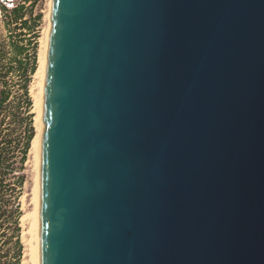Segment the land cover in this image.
Instances as JSON below:
<instances>
[{
    "label": "water",
    "instance_id": "water-1",
    "mask_svg": "<svg viewBox=\"0 0 264 264\" xmlns=\"http://www.w3.org/2000/svg\"><path fill=\"white\" fill-rule=\"evenodd\" d=\"M40 264H264V0H52Z\"/></svg>",
    "mask_w": 264,
    "mask_h": 264
},
{
    "label": "rangeland",
    "instance_id": "rangeland-1",
    "mask_svg": "<svg viewBox=\"0 0 264 264\" xmlns=\"http://www.w3.org/2000/svg\"><path fill=\"white\" fill-rule=\"evenodd\" d=\"M19 9L17 14L4 13L0 22V264H32L35 244V234L29 224L23 226V218L35 208L37 171L31 148L39 128L37 73L50 0H26ZM35 56L37 69L32 74Z\"/></svg>",
    "mask_w": 264,
    "mask_h": 264
},
{
    "label": "bare ground",
    "instance_id": "bare-ground-1",
    "mask_svg": "<svg viewBox=\"0 0 264 264\" xmlns=\"http://www.w3.org/2000/svg\"><path fill=\"white\" fill-rule=\"evenodd\" d=\"M52 0H50V9H49V19L51 15ZM1 14V12H0ZM1 18L3 16L1 15ZM51 28V22L48 25V29L45 36L44 42V52L42 53L41 64L38 70L39 77V95L37 98V120H38V132L35 140L33 141L31 151L34 154L35 167H36V182L34 189V202L35 208L34 211L24 216L23 226L26 227V224L30 225V231L35 234V244L32 245L31 255H32V264H40V155H41V138L44 130L42 123V113H43V101H44V82H45V68L47 62V50L49 43V33ZM34 239V238H33Z\"/></svg>",
    "mask_w": 264,
    "mask_h": 264
},
{
    "label": "built area",
    "instance_id": "built-area-1",
    "mask_svg": "<svg viewBox=\"0 0 264 264\" xmlns=\"http://www.w3.org/2000/svg\"><path fill=\"white\" fill-rule=\"evenodd\" d=\"M26 0H0V22L2 20L1 15L4 13L14 12L19 9L20 5L25 4Z\"/></svg>",
    "mask_w": 264,
    "mask_h": 264
},
{
    "label": "trees",
    "instance_id": "trees-1",
    "mask_svg": "<svg viewBox=\"0 0 264 264\" xmlns=\"http://www.w3.org/2000/svg\"><path fill=\"white\" fill-rule=\"evenodd\" d=\"M20 10H21V9H18V10H16V11H14V13L17 14ZM36 60H37V59H36V56H35V58H34V60H33V66H32V69H31V73H32V74L35 73V72H36V69H37ZM4 102H5V101L3 100V101L1 102V104H3ZM33 138H34V133H32V134L29 136V138H28V142H27V146H26L25 154H27V151H28L29 148H30V144H31ZM25 158H26V156L24 155V158H23L22 162H24ZM17 264H20V263L17 262Z\"/></svg>",
    "mask_w": 264,
    "mask_h": 264
}]
</instances>
